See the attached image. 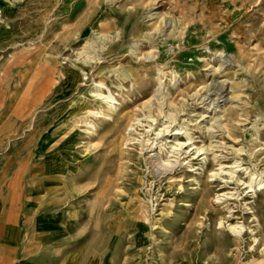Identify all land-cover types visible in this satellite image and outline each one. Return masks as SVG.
<instances>
[{
	"label": "rangeland",
	"instance_id": "1",
	"mask_svg": "<svg viewBox=\"0 0 264 264\" xmlns=\"http://www.w3.org/2000/svg\"><path fill=\"white\" fill-rule=\"evenodd\" d=\"M260 181L264 0H0V264H264Z\"/></svg>",
	"mask_w": 264,
	"mask_h": 264
},
{
	"label": "bare ground",
	"instance_id": "2",
	"mask_svg": "<svg viewBox=\"0 0 264 264\" xmlns=\"http://www.w3.org/2000/svg\"><path fill=\"white\" fill-rule=\"evenodd\" d=\"M258 185H264V181H260ZM239 233V232H238Z\"/></svg>",
	"mask_w": 264,
	"mask_h": 264
}]
</instances>
